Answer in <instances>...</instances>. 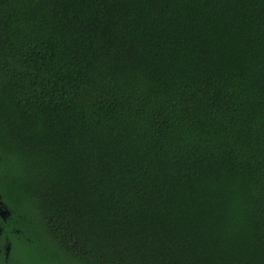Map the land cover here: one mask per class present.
Instances as JSON below:
<instances>
[{"label":"trees","instance_id":"trees-1","mask_svg":"<svg viewBox=\"0 0 264 264\" xmlns=\"http://www.w3.org/2000/svg\"><path fill=\"white\" fill-rule=\"evenodd\" d=\"M0 203L8 264H264V0H0Z\"/></svg>","mask_w":264,"mask_h":264},{"label":"flooded vegetation","instance_id":"flooded-vegetation-1","mask_svg":"<svg viewBox=\"0 0 264 264\" xmlns=\"http://www.w3.org/2000/svg\"><path fill=\"white\" fill-rule=\"evenodd\" d=\"M5 211H0V217L2 220L5 219ZM11 244L10 236L5 234L0 227V264H8V258L10 255Z\"/></svg>","mask_w":264,"mask_h":264},{"label":"rangeland","instance_id":"rangeland-1","mask_svg":"<svg viewBox=\"0 0 264 264\" xmlns=\"http://www.w3.org/2000/svg\"><path fill=\"white\" fill-rule=\"evenodd\" d=\"M1 210H4V209H3L2 204L0 203V211H1ZM15 254H16V256H18V254H19V250H17Z\"/></svg>","mask_w":264,"mask_h":264}]
</instances>
